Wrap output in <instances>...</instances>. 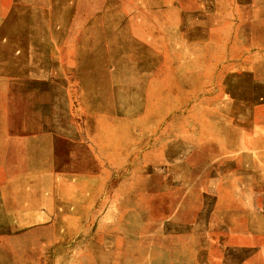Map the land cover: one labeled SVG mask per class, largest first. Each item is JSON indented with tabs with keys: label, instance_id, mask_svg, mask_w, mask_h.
Masks as SVG:
<instances>
[{
	"label": "rangeland",
	"instance_id": "1",
	"mask_svg": "<svg viewBox=\"0 0 264 264\" xmlns=\"http://www.w3.org/2000/svg\"><path fill=\"white\" fill-rule=\"evenodd\" d=\"M230 1L0 0V264H264L247 208L264 107L232 120L215 95H154L216 56Z\"/></svg>",
	"mask_w": 264,
	"mask_h": 264
},
{
	"label": "crops",
	"instance_id": "2",
	"mask_svg": "<svg viewBox=\"0 0 264 264\" xmlns=\"http://www.w3.org/2000/svg\"><path fill=\"white\" fill-rule=\"evenodd\" d=\"M230 2L232 4L230 11L221 13L222 19L217 23V30L221 35V39L217 44L219 49L217 50L218 53H215L216 56L211 54L210 60H205L200 66L192 67L185 78L177 82L173 81V84L169 81L165 88L157 85L154 95H215L216 99H221L220 103L229 106L223 110V113L230 116L232 120L233 117L239 120L242 115L249 117L250 121V117L259 113L257 111L260 107H264V35L263 41H257L255 36V32L259 31L256 26L257 19L261 18L262 15L256 12V0H231ZM207 13L202 12V15L208 16ZM261 26L260 28L264 30V24ZM93 62L95 60L88 61V64ZM95 71L96 69L91 74L90 72L89 75L87 74L89 91L94 90L92 99L95 98V95H106V81L104 80L103 85L100 84L103 88L97 87ZM174 83H176V87ZM96 87L98 90H96ZM107 110L109 111V109ZM105 112L103 110L104 114H106ZM90 142L89 139L85 142L86 144H82L87 145L89 148L92 145L94 155L96 146L94 142L89 145ZM219 146L228 148L223 144H219ZM231 148H233L232 145ZM234 162L233 159L227 161L230 166L232 165L230 172L225 171L223 167H217L212 178L223 180V185L229 183L228 181L239 172L238 169L234 168ZM239 191L240 188L237 187L234 193L239 195ZM204 194L207 197L208 191H205ZM222 195L223 192L217 190L215 201L219 200ZM247 208L251 226L256 227V222H260L257 215L264 216V201L261 203L254 202ZM211 210L212 204L209 207L206 198L203 208L206 218L204 221L206 236L209 235L207 232H212L211 229L214 228L207 219ZM224 211L221 210V214ZM221 216L223 219L218 224V228L216 227L220 230L227 226L226 219H229L227 215ZM214 241L222 247L226 243L223 237ZM203 257H206V255H203ZM222 262V264H225V260Z\"/></svg>",
	"mask_w": 264,
	"mask_h": 264
}]
</instances>
